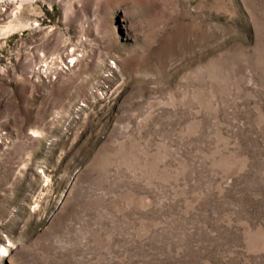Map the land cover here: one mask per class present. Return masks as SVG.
Returning a JSON list of instances; mask_svg holds the SVG:
<instances>
[{
	"label": "rangeland",
	"instance_id": "obj_1",
	"mask_svg": "<svg viewBox=\"0 0 264 264\" xmlns=\"http://www.w3.org/2000/svg\"><path fill=\"white\" fill-rule=\"evenodd\" d=\"M0 8V264H264V0Z\"/></svg>",
	"mask_w": 264,
	"mask_h": 264
},
{
	"label": "bare ground",
	"instance_id": "obj_2",
	"mask_svg": "<svg viewBox=\"0 0 264 264\" xmlns=\"http://www.w3.org/2000/svg\"><path fill=\"white\" fill-rule=\"evenodd\" d=\"M0 1H6L7 3H9V4H12V2L14 1V0H0ZM6 9H7V7H6ZM9 14L6 12V10H3V8H0V20L2 19V18H5V17H7ZM21 25H23V24H21ZM19 27V26H18ZM13 28H15V27H13V25L12 24H6L3 28H2V32L3 33H7V32H9L11 29H13Z\"/></svg>",
	"mask_w": 264,
	"mask_h": 264
}]
</instances>
